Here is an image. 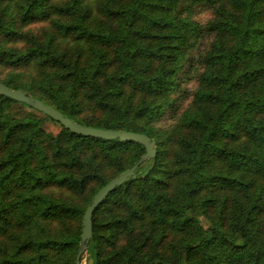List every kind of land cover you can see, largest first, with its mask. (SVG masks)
Instances as JSON below:
<instances>
[{
  "label": "trees",
  "instance_id": "obj_1",
  "mask_svg": "<svg viewBox=\"0 0 264 264\" xmlns=\"http://www.w3.org/2000/svg\"><path fill=\"white\" fill-rule=\"evenodd\" d=\"M0 83L156 141L81 262L264 264V0H0ZM145 153L0 95V264H75Z\"/></svg>",
  "mask_w": 264,
  "mask_h": 264
},
{
  "label": "water",
  "instance_id": "obj_2",
  "mask_svg": "<svg viewBox=\"0 0 264 264\" xmlns=\"http://www.w3.org/2000/svg\"><path fill=\"white\" fill-rule=\"evenodd\" d=\"M0 95H5L16 101L25 103L38 111L43 112L44 114L50 116L52 119L61 123L65 128L69 129L74 133L108 140L119 139L120 141H135L143 144L146 148V153L141 157V159L131 168L123 171L117 177L112 179L107 185L101 188L94 196L91 204L87 207L83 218L81 248L79 250L75 263L82 264L81 257L88 251L89 241L93 233L92 217L94 211L97 209L99 204L103 202L116 187L121 186L123 183L136 176V170L141 163H144L148 159L156 158V141L153 140L149 135L144 133L101 129L82 125L78 122H75L71 118L65 116L56 108L46 104L41 99L28 95L22 90L11 88L4 83H0ZM89 264H94L93 258L89 259Z\"/></svg>",
  "mask_w": 264,
  "mask_h": 264
},
{
  "label": "rangeland",
  "instance_id": "obj_3",
  "mask_svg": "<svg viewBox=\"0 0 264 264\" xmlns=\"http://www.w3.org/2000/svg\"><path fill=\"white\" fill-rule=\"evenodd\" d=\"M193 87V85H190V89ZM189 103V100L186 101V105H188ZM15 111H21L23 114H26L28 112H33L35 114H39V112H36L34 110H30L29 108L27 107H22L20 105H16L15 106ZM40 115V114H39ZM44 128L46 129L47 132H50V133H53L55 135H57L58 133H60V131L62 130V127L61 125H59L58 123L56 122H53L51 120H47L45 122V125H44ZM87 263V255H85V258L83 259V262L82 264H86Z\"/></svg>",
  "mask_w": 264,
  "mask_h": 264
}]
</instances>
